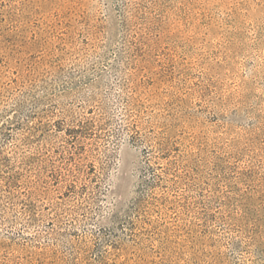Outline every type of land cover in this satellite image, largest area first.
Listing matches in <instances>:
<instances>
[{
	"label": "rangeland",
	"instance_id": "1",
	"mask_svg": "<svg viewBox=\"0 0 264 264\" xmlns=\"http://www.w3.org/2000/svg\"><path fill=\"white\" fill-rule=\"evenodd\" d=\"M0 264H264V0H0Z\"/></svg>",
	"mask_w": 264,
	"mask_h": 264
}]
</instances>
